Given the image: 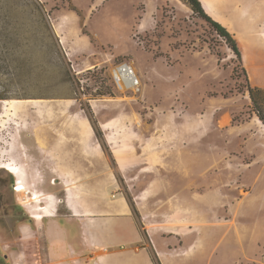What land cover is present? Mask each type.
<instances>
[{
	"label": "rangeland",
	"instance_id": "374dc122",
	"mask_svg": "<svg viewBox=\"0 0 264 264\" xmlns=\"http://www.w3.org/2000/svg\"><path fill=\"white\" fill-rule=\"evenodd\" d=\"M35 5L49 32L30 14ZM63 26L66 37L79 45L90 41L94 50L65 51L66 40L58 37ZM121 62L133 65L139 92L113 83ZM243 68L182 0H0V264L20 259L18 239L29 244L57 229L56 215L69 213L65 189L80 192L86 184L78 180L87 174L100 179L93 175L95 152L82 159L86 168L64 167L54 156L57 149L74 155L67 149L92 142L111 160L112 146L123 170L129 162L116 179L139 220L136 206L184 227L190 221L172 204L175 194L191 191L200 227L214 232L229 217L236 223L239 196L264 175V125L247 91L248 84L263 88L246 82ZM98 78L112 97L97 95ZM9 166L22 169L25 195L15 190ZM153 175L157 181L149 183ZM146 187V198L136 199ZM29 222L32 230L21 232Z\"/></svg>",
	"mask_w": 264,
	"mask_h": 264
},
{
	"label": "crops",
	"instance_id": "0c3cea01",
	"mask_svg": "<svg viewBox=\"0 0 264 264\" xmlns=\"http://www.w3.org/2000/svg\"><path fill=\"white\" fill-rule=\"evenodd\" d=\"M199 2L204 13L223 26L236 40L251 85L264 90V0ZM142 16L144 20L148 19V9ZM58 17L79 18L62 13ZM64 34L65 26L62 27V34H58L60 41L66 40L65 44L61 42L65 51L78 54L81 49L94 50L90 41L79 45ZM55 151L58 152L54 156L64 160L68 164L64 163V167L69 168H86L87 163L82 159L86 160L90 151L95 152L93 175L101 173L100 179L88 178L87 174L78 180L79 183L86 184L80 192L65 189L63 202L69 213L56 215L57 229L48 233L46 238H36L29 244L22 238L18 239L15 256L19 254L20 259H16L14 264H264L263 174L257 175L254 185L239 196V206L233 216V220L237 222L232 225L229 217L228 221L225 220L211 232L208 227H200L198 218L192 213L198 207L191 191L175 194L172 204L181 206L180 216L190 221L184 227L168 223V215L164 213H158V217L152 219L136 206L140 221L134 208L120 193V185L116 179V173L123 177L131 166L128 162L125 170L121 168L112 146V160L106 159L95 142L84 148H68L67 151L76 152L74 155L65 152L61 154L66 149ZM129 151L130 148L126 152L131 158ZM81 152H84L83 155ZM131 159L135 162L134 158ZM59 179L58 177L55 181L59 182ZM63 181L74 182L66 179ZM154 181H157L155 175L150 177L149 183ZM158 181H161V177ZM148 187L136 199L146 198ZM53 194L55 195L51 193L52 196ZM44 218L46 217L40 221ZM184 219L181 218L182 221ZM23 229L31 231L32 226L24 223L19 227L21 232ZM184 230L186 233H179ZM180 241L182 245L176 247ZM28 246L31 247L29 250L26 248ZM11 257L9 260L13 261Z\"/></svg>",
	"mask_w": 264,
	"mask_h": 264
},
{
	"label": "trees",
	"instance_id": "16d2710c",
	"mask_svg": "<svg viewBox=\"0 0 264 264\" xmlns=\"http://www.w3.org/2000/svg\"><path fill=\"white\" fill-rule=\"evenodd\" d=\"M184 1L192 10V12H194L199 18L203 19L207 24H209V26L212 28V30L217 34V36L219 38H221V40L224 41V44L227 46V48L236 56L237 60L242 64V55L240 52V49L238 47V44L236 42V40L233 38V36L220 24L214 22L210 17H208L202 7H201V3L199 2V0H182ZM72 11H75L74 8H70ZM12 11V10H10ZM8 10V12H10ZM30 14L35 16L41 23L42 27L49 32V23L47 22L44 13L42 12V9L40 8V6H34L32 8V10L30 11ZM57 59L59 60V62L61 63L62 66V72L65 71L64 68V60L62 55L60 54V52L57 51ZM65 73V72H64ZM102 73V70H100L99 74ZM243 76L246 82L249 83V79H248V75L246 70L243 68ZM97 82L100 84L99 87V91L97 93V95L99 97H104V96H113V93L111 91L110 88H108L107 86H105V82L102 78H98ZM247 91L250 95V98L252 100V103L256 109V115L259 118V120L262 122V124L264 125V116L261 114V108L264 106V91L259 89V88H253L251 86L247 87ZM5 98L3 96H0V100H4Z\"/></svg>",
	"mask_w": 264,
	"mask_h": 264
},
{
	"label": "built area",
	"instance_id": "2783aa9c",
	"mask_svg": "<svg viewBox=\"0 0 264 264\" xmlns=\"http://www.w3.org/2000/svg\"><path fill=\"white\" fill-rule=\"evenodd\" d=\"M72 69L76 74H78L73 66ZM112 80L113 83L120 89L121 86H123L126 90L139 92L140 80L133 65L129 62H121L114 66L112 70Z\"/></svg>",
	"mask_w": 264,
	"mask_h": 264
},
{
	"label": "bare ground",
	"instance_id": "6f19581e",
	"mask_svg": "<svg viewBox=\"0 0 264 264\" xmlns=\"http://www.w3.org/2000/svg\"><path fill=\"white\" fill-rule=\"evenodd\" d=\"M124 87L121 86V89H123ZM125 89V88H124ZM9 170L16 176V180H17V186H16V191L17 192H21L23 193V195H25L27 192L25 191V187H26V184H25V180H24V175H23V172H22V169L19 168V167H16V166H9ZM38 199V196L35 195L34 198H32L31 200H37ZM37 202V201H36ZM34 218L36 219H40V216L37 215V216H34Z\"/></svg>",
	"mask_w": 264,
	"mask_h": 264
},
{
	"label": "flooded vegetation",
	"instance_id": "af4514ba",
	"mask_svg": "<svg viewBox=\"0 0 264 264\" xmlns=\"http://www.w3.org/2000/svg\"><path fill=\"white\" fill-rule=\"evenodd\" d=\"M28 224H30V222ZM33 260H35V258H33Z\"/></svg>",
	"mask_w": 264,
	"mask_h": 264
}]
</instances>
